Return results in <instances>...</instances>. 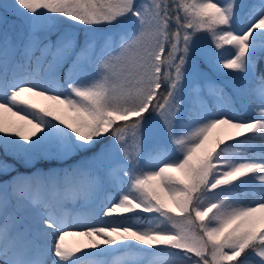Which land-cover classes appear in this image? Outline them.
Wrapping results in <instances>:
<instances>
[{"label": "snow or ice", "instance_id": "snow-or-ice-1", "mask_svg": "<svg viewBox=\"0 0 264 264\" xmlns=\"http://www.w3.org/2000/svg\"><path fill=\"white\" fill-rule=\"evenodd\" d=\"M0 264H264V0H0Z\"/></svg>", "mask_w": 264, "mask_h": 264}, {"label": "rangeland", "instance_id": "rangeland-1", "mask_svg": "<svg viewBox=\"0 0 264 264\" xmlns=\"http://www.w3.org/2000/svg\"><path fill=\"white\" fill-rule=\"evenodd\" d=\"M69 210H71L74 206L73 205H69ZM66 243L71 247V246H75L78 243H82V239L78 238V237H68L66 238ZM114 259V257H109V260Z\"/></svg>", "mask_w": 264, "mask_h": 264}, {"label": "trees", "instance_id": "trees-1", "mask_svg": "<svg viewBox=\"0 0 264 264\" xmlns=\"http://www.w3.org/2000/svg\"><path fill=\"white\" fill-rule=\"evenodd\" d=\"M23 171V169H21ZM141 216H143L144 214H139ZM134 223L137 224V226H140V227H143L144 226V221L141 219V220H135Z\"/></svg>", "mask_w": 264, "mask_h": 264}]
</instances>
